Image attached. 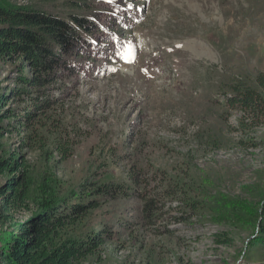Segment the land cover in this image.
Segmentation results:
<instances>
[{
  "label": "rangeland",
  "instance_id": "obj_1",
  "mask_svg": "<svg viewBox=\"0 0 264 264\" xmlns=\"http://www.w3.org/2000/svg\"><path fill=\"white\" fill-rule=\"evenodd\" d=\"M18 1L97 19L112 40L105 55L79 58L87 72L39 92L34 102L49 94L51 105L36 112L33 137L14 130L0 141V159L17 152L29 167L31 198L47 187L87 201L112 186L83 223L111 234L81 264H264V113L229 99L240 85L264 100V0ZM18 74L0 61L3 115L26 104L11 93ZM10 177L0 173V188ZM147 197L157 215L145 216Z\"/></svg>",
  "mask_w": 264,
  "mask_h": 264
},
{
  "label": "trees",
  "instance_id": "obj_2",
  "mask_svg": "<svg viewBox=\"0 0 264 264\" xmlns=\"http://www.w3.org/2000/svg\"><path fill=\"white\" fill-rule=\"evenodd\" d=\"M70 4L82 5L79 1ZM109 36L99 20L83 14H73L68 19L34 3L0 0V61L17 66V81L22 85L11 93L26 102L21 111L0 113V141L6 132L14 130L30 131L29 136L33 137L36 112L51 105L49 94L41 103L34 102L39 92L64 76L87 72L88 66L79 58L105 55L103 48L112 42L111 38H105ZM257 82L264 89V73L257 77ZM232 93L234 96L229 99L233 104L253 114L264 113V100L256 88L234 85ZM7 97V93H0V107L6 104ZM11 114L16 124L10 122L6 127L4 119ZM61 149L67 153L66 146ZM21 159L17 152L0 159V173H11L7 184L0 188V264H81L111 234L108 228L85 233L83 226L89 212L100 206V196L110 192L112 186L106 182L93 189L95 195L87 201L81 195L54 197L47 187L41 195L31 198L29 167ZM175 189L178 186L172 189L168 186L164 193H178L190 208L198 210L193 198L183 196V188ZM157 202L158 199L147 197L145 216L158 214ZM32 203L38 207L33 218L16 222L15 212L32 209ZM258 239L264 243V211Z\"/></svg>",
  "mask_w": 264,
  "mask_h": 264
}]
</instances>
